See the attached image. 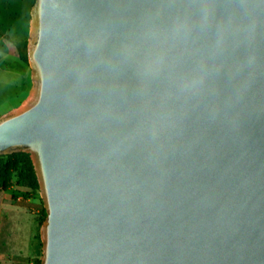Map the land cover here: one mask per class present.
Listing matches in <instances>:
<instances>
[{"label":"water","instance_id":"water-1","mask_svg":"<svg viewBox=\"0 0 264 264\" xmlns=\"http://www.w3.org/2000/svg\"><path fill=\"white\" fill-rule=\"evenodd\" d=\"M28 58L40 264H264V0H35Z\"/></svg>","mask_w":264,"mask_h":264},{"label":"crops","instance_id":"crops-1","mask_svg":"<svg viewBox=\"0 0 264 264\" xmlns=\"http://www.w3.org/2000/svg\"><path fill=\"white\" fill-rule=\"evenodd\" d=\"M16 4L17 2L14 5ZM19 6L22 9L24 4L21 2ZM5 13L3 16L8 18L18 15L17 10L12 12L7 9ZM6 56L7 51L3 50V56L0 57V64L3 62V67L0 65V68L16 76L14 81L10 82L13 88L10 102L19 99L21 104L31 89L28 83L26 85L23 66H19L18 70L15 62L16 69L12 72L11 69H7ZM14 106L12 109L16 108ZM9 191L0 192V264H35L39 258L38 227L32 219V214L36 213L35 209L29 204L31 198L24 204H16L8 196ZM40 214L42 215L41 209L37 212L38 216Z\"/></svg>","mask_w":264,"mask_h":264},{"label":"rangeland","instance_id":"rangeland-1","mask_svg":"<svg viewBox=\"0 0 264 264\" xmlns=\"http://www.w3.org/2000/svg\"><path fill=\"white\" fill-rule=\"evenodd\" d=\"M17 2V6L14 5ZM21 2L24 4L22 9L20 8ZM35 0H0V57L3 56V50L7 51V60L6 66L7 69H11L12 72H15L16 66L15 62L19 66H23L24 68V76L26 85L28 83L29 88L32 87V78H31V68L29 64H26L21 61L17 47L12 43V40L15 41H23L28 39L29 30H30V20H31V11ZM13 8H12V7ZM12 10L15 12L17 10V17H4L6 15V10ZM22 11V12H21ZM3 58V57H2ZM3 67V62L0 64ZM16 78L15 75L11 74L9 71L3 70L0 68V117L7 114L12 110L13 106L18 107L20 100H11V93L13 92L11 81L13 82ZM29 193V190L26 188H20L16 185L8 192V196L16 203V204H24L26 203L27 197L31 198L29 204L33 206L35 209V214H32V219L35 220V224L38 227V255H42V247H41V237H40V220L42 215H37V212L41 209L40 207V192Z\"/></svg>","mask_w":264,"mask_h":264},{"label":"trees","instance_id":"trees-1","mask_svg":"<svg viewBox=\"0 0 264 264\" xmlns=\"http://www.w3.org/2000/svg\"><path fill=\"white\" fill-rule=\"evenodd\" d=\"M12 43L17 47L20 59L24 63L29 64L28 39L23 41L12 40ZM15 185L20 188L28 189L31 194L40 192V186L31 157L29 154L24 152L0 156V192L9 191ZM40 207L42 212L40 225H42L45 219L46 211L41 199ZM40 257L41 254L35 264H40Z\"/></svg>","mask_w":264,"mask_h":264}]
</instances>
